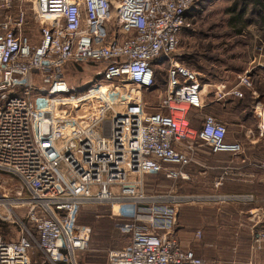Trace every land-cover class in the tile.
Segmentation results:
<instances>
[{"label": "built area", "instance_id": "built-area-1", "mask_svg": "<svg viewBox=\"0 0 264 264\" xmlns=\"http://www.w3.org/2000/svg\"><path fill=\"white\" fill-rule=\"evenodd\" d=\"M198 2L0 0V221L25 210L20 238L0 236V264H30L33 248L48 264L73 262L91 236L81 209L102 203L117 208L115 227L128 235L107 252V264H205L174 237L182 202L174 187L198 147L217 153L238 146L226 143V126L215 117L195 128L189 116L203 107L201 77L177 50ZM68 63L99 65V83L71 89L61 72ZM159 65L167 67L166 89L147 112L141 92L155 88ZM238 81L250 86L246 75ZM224 90L217 101L242 96ZM258 131L264 137V124ZM145 175L172 186L147 196ZM252 230L264 257V227Z\"/></svg>", "mask_w": 264, "mask_h": 264}, {"label": "crops", "instance_id": "crops-1", "mask_svg": "<svg viewBox=\"0 0 264 264\" xmlns=\"http://www.w3.org/2000/svg\"><path fill=\"white\" fill-rule=\"evenodd\" d=\"M198 6L199 2L187 13L190 28L194 24ZM233 26L243 27L241 21ZM256 52L248 66L231 78L203 80L197 72L201 77L203 107L191 109L189 116L193 126L200 128L204 117L211 115L226 126V143L238 146L237 150L217 153L210 152L207 147H198L195 162L185 167V178L180 179L174 187V193L182 198L174 237L184 250L193 251L201 259L205 251L200 244L211 245L206 232L211 226H219L217 219L227 221V227H244L251 232L253 227H264V169L261 166L264 161V137H260L258 131V125L264 124V45L258 47ZM242 75H246L250 81L249 87L239 83L238 76ZM223 88L225 92L238 90L242 96L227 95L223 101H217L216 92ZM30 228L37 236L34 227L30 225ZM197 232L202 235L203 242L197 241L196 238L201 237H197ZM232 247L239 249L237 244ZM81 253H74L73 262L58 264H77ZM29 259L30 264L46 263L36 248L32 249Z\"/></svg>", "mask_w": 264, "mask_h": 264}, {"label": "rangeland", "instance_id": "rangeland-1", "mask_svg": "<svg viewBox=\"0 0 264 264\" xmlns=\"http://www.w3.org/2000/svg\"><path fill=\"white\" fill-rule=\"evenodd\" d=\"M199 3L194 24L187 28L188 30H183L179 36V59L200 73L203 80L227 79L241 73L256 55L257 48L264 45V0L260 6L242 3L241 0H199ZM229 9H233L232 13L228 12ZM236 15L241 17V30L231 23V19ZM36 28V25L30 26L32 34L36 32ZM101 68L94 63H68L61 72L71 89L83 92L90 85L99 83ZM153 69L157 73L155 88L141 92L147 112L156 111L154 106L158 103L157 91L166 89V65L154 66ZM132 88L129 86V90ZM142 181L147 196L165 195L172 183L162 175H145ZM13 183L18 185L16 180H13ZM13 212L17 218L13 219V222L0 221V236L7 241L18 239L22 230L20 223L25 221L23 208L13 209ZM116 212L117 208H112L108 203L82 207L79 222L90 227L91 236L87 249L77 258V264H106V254L109 250L128 243V235L115 227ZM216 223L219 225L217 228L211 226L206 232L211 245L207 247L200 244L205 251L203 259L208 264H264L263 255L251 248V230L244 227H227L225 220L217 219ZM210 224L212 225V221ZM200 236L196 239L203 242L204 239ZM234 244H237L240 250H235L232 247Z\"/></svg>", "mask_w": 264, "mask_h": 264}, {"label": "trees", "instance_id": "trees-1", "mask_svg": "<svg viewBox=\"0 0 264 264\" xmlns=\"http://www.w3.org/2000/svg\"><path fill=\"white\" fill-rule=\"evenodd\" d=\"M241 1L242 3H247V4L251 3L254 6H260L262 4V0H241ZM232 11L233 9L228 10V12H232ZM240 21H241V17L239 15H236L235 17L231 19V23L233 24L240 23ZM239 28H240L239 30L242 29V27H239Z\"/></svg>", "mask_w": 264, "mask_h": 264}]
</instances>
